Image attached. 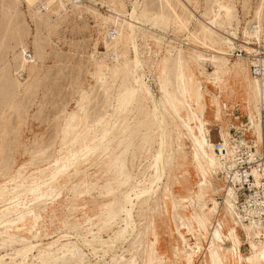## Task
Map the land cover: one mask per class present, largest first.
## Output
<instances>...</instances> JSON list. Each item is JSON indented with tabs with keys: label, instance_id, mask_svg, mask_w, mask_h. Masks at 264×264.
Segmentation results:
<instances>
[{
	"label": "rangeland",
	"instance_id": "1",
	"mask_svg": "<svg viewBox=\"0 0 264 264\" xmlns=\"http://www.w3.org/2000/svg\"><path fill=\"white\" fill-rule=\"evenodd\" d=\"M217 2L231 10L225 33L207 24ZM44 3L35 0L32 7L41 6L36 13L24 0H0L1 264H264V221L244 218L237 198L225 206L226 185L235 191L232 184L207 176L166 105L167 95L180 99L193 111V129L202 128L212 142L223 139L228 151L231 128L260 143L249 71L257 53L243 51L239 59L237 50L250 22L260 26L264 41V0ZM121 20L141 30L137 46L146 75L133 73L150 90L140 112L136 104L127 106L122 90L123 69L133 57L126 31L108 46ZM233 31L231 51L225 40ZM220 45L224 54L214 50ZM218 76V84L209 83ZM155 99L162 103L172 154L160 187L142 200L132 196V231L118 209L121 193L150 185L156 174ZM120 115L129 126L114 137ZM211 182L214 190L204 187L201 195V186ZM121 230L127 239L109 242ZM27 245L33 249L26 259L11 262Z\"/></svg>",
	"mask_w": 264,
	"mask_h": 264
},
{
	"label": "bare ground",
	"instance_id": "2",
	"mask_svg": "<svg viewBox=\"0 0 264 264\" xmlns=\"http://www.w3.org/2000/svg\"><path fill=\"white\" fill-rule=\"evenodd\" d=\"M24 1L26 2V4L33 11H35L36 13L39 12V8L41 6H38L37 5V6L32 7V4L35 2V0H24ZM53 2H54V0H45V3L44 4H46V6L49 7L51 4H53ZM135 9H136V7L134 6L133 7V12H134ZM215 9L216 10H214L212 16L208 19V23L207 24L210 25L211 27L218 26V28H221L222 32H224V33L225 32H228L226 26L229 24V21H230V14H231L230 8L224 2H217L216 5H215ZM131 17L133 18L132 15H131ZM161 17L163 19H165L164 16H161ZM52 20H54V19H52ZM259 27H260L259 25L255 24V21H253V23L250 22V23L247 24V28L248 29H246L245 32H244V34H245V40L244 41H239L240 42V44L238 46L239 49L237 50L239 59H241L240 57H241V53L243 51H246L247 53H249V52H256V53L261 52L262 46H264V41L261 40V36L259 34L260 32L258 31L259 30ZM253 28L255 29V33L254 34H252V32H250V30H249V29H253ZM122 30H125L126 31V36H127L124 41H126L128 43V45L129 46L131 45L132 48H133L132 49L133 50V57H131L130 63L127 66H125V68L123 69V73H124V76H125V78H126L127 81H126V83L124 85H122V90H123V93L126 94L127 97H128V99H129V101L127 103V106H129V102L130 103H133V104H136V105H138L137 108L140 109V110H138V109L137 110H138V112H140V111H142L144 109L145 106H140L139 103L143 100L145 94H147L149 92V90H150V88H149L150 86H148L150 83L148 84L147 82H145V83H147V86H145L146 87L145 88L142 85V81H139L138 80L139 77L134 75L135 72H137L138 74H141L142 76L146 75L145 72H144V67H143V63L144 62L141 59L140 52H139V49H138V46H137L138 45L137 44L138 43L137 37H139V34L138 33H141L140 32L141 30H139L138 26L135 25L133 21H131V20H121L118 23V28H117V30L115 32L116 34L114 33L116 36H115L114 39L111 38L112 40H110L108 46L109 45H114V44H116V42L118 40L120 41L121 39H123L122 38ZM140 36H142V34H140ZM227 37L228 38L225 40V42L228 43V44H231V46H228L227 48L232 51L235 48L234 41H232V40H236L237 39V34H236L235 31H233V32H230ZM173 50H174L173 47H171L168 50V52L170 53V56L173 55ZM214 50L216 52H218V53L224 54V52H226V46L224 47V46L220 45L217 48H215ZM214 57H215V55L212 56L211 60L213 62H216V60L214 59ZM124 61H126V60L124 59ZM127 63H128V61H127ZM121 64H122V62H121ZM116 67H119V66H116ZM117 70H118V68H117ZM114 71L116 72V70H114ZM251 77H252V80L254 82V86H253L254 98L260 104L261 92H260L259 83H258V81H256V79L252 75H251ZM146 79H147V77H146ZM219 82H220L219 76L218 77H212L209 80V83H213V84H218ZM259 104H258L257 124H256V126H257L258 138H259L258 140H259L260 143H256V146H260L262 148V146L264 147V139H263L262 132H261V116H260V106H259ZM166 105L172 111L173 116L180 122V126H181L182 130L184 131V133H185L188 141L190 142V148H191V152L190 153L193 155L192 158H197V159L199 158L200 159L204 171L206 172L207 176L211 180L212 179L213 180H216L217 183L218 184H221V185H223L225 181L228 182L229 180L226 178L227 175H224L222 173L224 175V177H225V180H222L223 178L221 179L219 177V175H218L220 171H224L225 170L224 169L225 164H224L223 161L220 160L219 153L214 149L213 142L206 135V133H204V131L202 130V128H198V130L195 131L193 129V127L191 126V124H190V122L192 120V117L194 118L193 111L191 109L190 110L186 109V107L184 106L183 102L180 99L173 98V97H169L168 95H167V98H166ZM151 112H152L151 113L152 114V122H153V124L155 126L154 127L155 130L153 129V134L154 135L156 134V136H157V139L155 137L156 143H157V148H156L155 153L151 156V158L153 159L152 166L155 168L156 174L151 178L150 185H148V186H146L144 188H139V189L138 188L135 189L136 187L135 188L131 187V188L125 190L124 193H121V198H120L121 201H120V205H119V209H118V213L119 214H122V216H123L122 218H123V221L125 223V226H127V228L130 226L132 228V231L135 228V221H134V218H133V214L131 212V209L132 208L130 207V204L132 203V198L134 196H136L139 200H142V198L144 197V195H149V196L152 195L153 189L155 187H157V189L160 187V184L163 183V180L161 179V177H162L161 173L165 176L166 166L169 164V162H170V156L172 154V152H170V144H169L170 134L166 130V127H167V124L168 123L166 121V118H165V115H164V112H163V109H162V103H161V101H157L155 99V101L153 102V110ZM119 117L120 118L118 119L117 122L120 124V128H118L119 132H117V134H116V131L117 130L115 131L114 137H116L117 135H120V134L124 133L125 132V129L127 128V126H129V119L127 120L126 119V116H124V118H123V115L122 116L120 115ZM135 118L133 117L132 120L135 119ZM131 121H130V124H131ZM249 123L252 126L254 125V123H253V121L251 119L249 120ZM206 125L208 127L209 124H206ZM148 132H150V131L148 130ZM150 134H151V132H150ZM146 138H147V135H146ZM149 138H151V137H149ZM95 139L96 138H94V140ZM108 139L109 138H107L105 140L104 144L106 143V141H108ZM221 140L223 142L224 149H226L227 152H229L228 151V148H227V145L224 143V140L223 139H221ZM96 141H97V139H96ZM99 141H101V140H98V142ZM101 143H103V142H101ZM230 149L231 148H229V150ZM93 152H94V150H93ZM116 161H117V159H116ZM150 163H151V161H150ZM120 165H121L120 172H119L120 175L125 177V174H126V176H127V173H125V171H124L125 170L124 169L125 166L123 164V161L120 162ZM113 170L115 171V169H113ZM127 182H128V180H127ZM52 183L53 182H51V184ZM175 183H176V181H175ZM214 186L215 185L212 184V182L209 183V185L208 184L207 185L204 184V185L201 186V190L199 191V193L202 195V193H203L202 190H203L204 187L214 190ZM28 192H30V191H28ZM225 193H226V195H225V198H224V204H225L226 207L230 208L232 206V202L235 201V199L237 198V196H236L235 191L232 190L231 186H228L227 187V185H226ZM145 206H146V204H145ZM208 213L210 214V212H208ZM111 224L110 225L108 224V225L111 226ZM107 230H109V229H107ZM122 230L119 231V232H117L113 237H111L109 239V242L113 243L114 241L119 240V241H121L123 243V241L127 239V236H126L127 234H125L124 233L125 231H122ZM211 235L214 238L215 237L219 238V236H220V234H219V232H218L217 229H213V232H212ZM56 241H54V242H56ZM107 242H103V243L104 244H107ZM111 243H110V245H112ZM113 246H114V244H113ZM48 247H50V246L48 245ZM31 248H32L31 246L29 247L27 245V247L24 246L21 250H16L14 252V254H13V257L11 256L12 258H10L11 262L17 263V262H14V260H16L17 258H20V257H21V260L19 261V263L23 262L26 259L27 253H28V251H30ZM260 253L264 254V251L263 250H260ZM3 257L4 256H2V257L0 256V264L3 262Z\"/></svg>",
	"mask_w": 264,
	"mask_h": 264
},
{
	"label": "built area",
	"instance_id": "3",
	"mask_svg": "<svg viewBox=\"0 0 264 264\" xmlns=\"http://www.w3.org/2000/svg\"><path fill=\"white\" fill-rule=\"evenodd\" d=\"M249 71L260 87L259 106L264 139V51L251 56ZM231 129L228 137L231 148L229 152L224 149L220 138L213 142L214 149L225 164L226 178L235 190L239 212L246 219L264 221V151L260 146H256L253 137H246L235 129L232 133ZM240 139L244 141L241 142ZM252 169H257L259 172L256 177Z\"/></svg>",
	"mask_w": 264,
	"mask_h": 264
}]
</instances>
